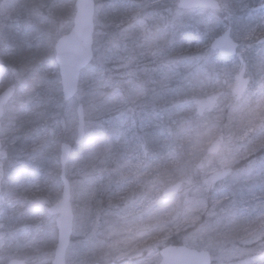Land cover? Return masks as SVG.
I'll return each mask as SVG.
<instances>
[{
    "label": "rangeland",
    "instance_id": "1",
    "mask_svg": "<svg viewBox=\"0 0 264 264\" xmlns=\"http://www.w3.org/2000/svg\"><path fill=\"white\" fill-rule=\"evenodd\" d=\"M139 1L137 0L135 10L121 12L115 10L114 0H103L98 7L97 26L103 28L109 24L123 25L124 17L135 16L141 9ZM221 1L225 2L228 13L226 19L218 18L217 24L221 30L232 24L235 38L244 46L237 59L224 63L216 62L214 65L220 67L223 72L224 84L212 86L215 92L212 90L200 102L201 105L208 107L211 113L204 114L200 119H197L198 115L194 116L196 121L186 122L180 129V136L188 135L192 143L190 144L192 151L188 153L190 160L187 163V171L195 168L203 149L207 150L214 141L220 142L219 150L210 158L209 164L207 162L201 169L204 182L197 190L189 181L175 195L166 197L163 190L167 185L177 181L178 177L183 178L182 171L179 168L176 171L165 169L164 162L148 166L138 159L129 160V165L123 164L118 170L114 169L112 175L102 177L98 189L92 180L93 172H100L94 169L98 155L85 157L83 155L85 149L77 148L67 170L73 178V203L77 213L67 264H156L161 259L159 246L173 238L189 246L214 250L216 252L214 264H264V44L259 46L254 44V39L264 33V0ZM147 3L158 5L163 3L169 10L172 8V12H177L173 8L176 0H147ZM64 4V1L58 3V0H0V23L3 25L10 17L15 18L18 23L22 22L17 27L18 30L25 28L29 32L26 47L31 48V39L39 38V42L43 44L38 47L42 48L43 34L50 31L44 26L48 21H41V17L50 18L53 15L57 18ZM250 5L254 6L256 12L245 17L244 10ZM32 15L39 19V23L27 25ZM203 15L197 13L193 18L198 20ZM57 21H52L51 29L57 25ZM67 23L64 21L62 25ZM102 28L97 31L99 34L97 40L98 42L101 40L103 44L99 45L97 50L96 64L86 70L83 89L77 99L86 105V116L90 118L86 125L89 133L93 132L97 113L103 106L99 104L97 96L90 97V90L84 92V89L87 84L90 88V81L94 79L98 64L110 62L115 64L113 66L115 68L127 69L132 63L126 59L127 56L122 58L118 56L122 50L130 51L128 57L134 55L135 59L146 55L143 50L138 54L137 46L130 47L131 50L120 47L117 51L112 49L114 43L106 47L105 32ZM188 45L194 47L192 53H201L207 49L204 39L193 40L188 42ZM248 52L254 57L250 59ZM8 55L13 56V51ZM50 57L47 55L39 66H32L29 75L32 74L34 77L27 76L28 67L21 65L19 75L21 85L30 82L29 86L37 81V87L22 90L17 97L20 103L24 99H27L25 104L34 103L38 94L45 99L48 98L50 102L52 100L60 102L62 96L54 76L55 65L51 64ZM140 65L145 67L148 63ZM147 70H141L142 77H150ZM129 73L123 74L122 79ZM244 78L247 79V83L243 88L240 83ZM8 80L9 76L6 78L0 67V91ZM171 83V78L165 75L161 87L165 86L166 89ZM140 86L143 88L132 90L139 93V96H132L130 92L126 99L132 98L134 103L141 102L144 105L147 99L144 91L151 86L144 84ZM56 106L58 110L62 108L63 114L67 117L64 124L59 126L60 128L57 127L55 134L46 139L52 124L41 123V131L35 133L36 136L34 134L33 145L25 149L30 153L24 155L35 156L32 151L41 143L47 142L49 145L45 151L37 154L32 160L40 158L49 161L46 164L48 167L53 164L49 158L60 145L61 141H58L60 135L61 138L63 136L66 140L74 141L77 134L76 103H67L65 108L62 104ZM35 112V108L25 112L22 118L14 119L16 122L13 120L12 124H17L19 119L23 121L28 116L32 118ZM56 115L57 113L54 117ZM6 120L11 118L8 119L7 116ZM16 131L11 127L3 128L0 138L7 149H10V143L14 142L15 136L14 138L11 136ZM173 153L174 151H171L169 154ZM9 161L7 160V163ZM241 161L243 164L236 166ZM80 162L84 163V174L77 176L75 168ZM231 166H234L231 174L211 186L210 193H206L207 180L212 174ZM90 169H93L91 173ZM51 183H53L51 179L44 182H40L39 178L23 180L19 193H15L8 200L12 206L11 210L14 213L20 210L27 199L42 207H47L52 201H58L63 193L61 184ZM31 215L28 220L22 216L24 219H19L14 227L9 225L6 234L0 233V264H4L6 258L10 256L25 257L29 264H51L57 242L55 217L45 214L42 210L39 214L37 212ZM19 225H22V228L17 231Z\"/></svg>",
    "mask_w": 264,
    "mask_h": 264
},
{
    "label": "bare ground",
    "instance_id": "2",
    "mask_svg": "<svg viewBox=\"0 0 264 264\" xmlns=\"http://www.w3.org/2000/svg\"><path fill=\"white\" fill-rule=\"evenodd\" d=\"M62 1L65 2V4L62 6V11L65 10L67 13L69 12V16L68 17H63L61 20H58V17L55 18L53 15H51V17L49 18L48 16H46L44 18V16H42L41 18V21L43 20H46L48 21V24L44 25L46 30H52V32H48V33H45L43 34V42H44V46H42V48L38 47V46H41L43 43H40L39 42V38H34V39H31V43H32V46L33 45H36V48L39 49V50H45L47 55H50V60H51V64L55 65L54 66V72H57L59 74V78L56 77V73H54V76L56 77V80L58 79V85L60 87V96H62V98H60V102H54V100H52V102H50V100L47 98L43 99L42 96H39V94L37 95L38 98L35 99L36 102L34 103H31V104H36V105H43V104H50V103H53V108H55L52 112H49V111H46V107H44V111L41 112L40 116L42 117V119L40 118V123L39 125L35 128V130H32L31 131V137L30 139L32 140V145H33V139H34V134L35 133H39L41 131L40 129V124L43 123V124H52L51 127H50V131H49V134L46 135V139H48V137H51L52 135L55 134V131L57 130V127L61 126L62 124H64L65 122V119H67V117L65 116V114H63V109L61 108V110H58L57 106L58 104H62L63 108L66 107V104L67 103H71V102H74L76 103V106H77V109H76V116L78 118V121H77V131L79 130V123H80V116H79V107L80 105H83L84 107V116H85V124H84V127H85V130L88 129V127H86L87 125V121H89V116H86V105L84 102L82 101H77L78 97L80 96L79 94H81V89L78 88V90L76 91V93L74 94L75 96L70 98V99H67L65 98V95H64V92H63V85H62V74H60V64L57 62V59H56V45H57V41L63 37V35H66L68 33H70L72 31V29L74 28V25H75V16L78 12V9H77V1L78 0H58V3H61ZM103 0H95V13H94V23H95V26H94V34H93V40H94V43H93V51H94V57L93 59L86 65V67H84L82 70H81V74H80V82H84V78H85V74H86V70L92 66L93 64H96L95 60H96V55H97V50L99 48V45H102L103 43H101V40L100 42H98L97 40V36L99 34H97V31L100 30V28L102 27H99L97 26V12H98V7L102 4ZM139 8H141L137 14L135 16H138V15H148V14H152L154 12V9L153 7H151L152 5L147 3V0H140L139 2ZM137 4V0H114L113 2V5L115 7V10H121V12H125V11H128V10H135V5ZM69 11H68V9ZM61 11V12H62ZM43 12V11H41ZM60 12V13H61ZM45 13V12H43ZM21 18L23 16H20ZM19 17V18H20ZM18 19V18H17ZM39 19H37L36 17H33L32 15V18H30L28 20V23L27 25H36L37 23H39L38 21ZM55 20H58L57 21V25L53 28L55 31H58V33L56 34L57 36H53L52 33H54L53 29H51V23L52 21H55ZM65 22H68L67 24L65 25H62L63 23ZM10 27H13L18 33H21L22 36H27L29 34L28 30L25 29V28H20L18 30V27L17 25L19 23H22V22H17L15 18H11L10 17ZM61 22V23H60ZM111 25L114 33L113 34H110L109 33V29L108 26L106 25V27H103L102 29L104 30L105 32V36H104V40H105V45L106 47L107 46H110L112 43H114V45L112 46V49H114L115 51H117L118 48L121 47V49H126L128 48L129 50L130 47L132 46H137L139 47V51H138V54L139 52H141L142 50L146 52V55L143 57V58H137L135 59L134 58V55H131L130 57H128L130 55V51H121L120 52V55H118L120 58H122L123 56H127V60H130L132 65H136V66H142L143 65H140L141 63H148V65H150V63L148 62V59L149 57H152V58H155V60H153L155 62V66L156 68L154 69L155 70V73L158 75V74H162L163 72H167L169 73L170 77H171V80H172V83L174 84H183L184 81L182 79H180L179 76H173L171 75V72L169 70V68L172 66L173 63H180V62H187L189 60H191L193 57H197V59H202L204 60V58L208 57L206 54H209L210 53V50L209 48L207 47V49L204 51V52H194V53H191L192 55H188V54H182V56L179 55H176L173 59V62L171 63V57L173 55H171L169 52H165L166 51V48H165V42H166V39H167V31H166V28H158V29H151L149 32H145L142 34V37H141V40L137 39V38H134L133 35L130 33V27H131V24L128 22H124L123 25H118L116 24L114 26V24H109V26ZM36 33V32H35ZM33 33V35L35 34ZM109 37V38H107ZM125 39L127 40V42H125ZM52 43H51V42ZM188 42H192V41H188ZM168 44V43H167ZM165 45V46H164ZM14 44L12 43H9L8 41H4L2 42V44H0V50H4L3 52V55L5 56L4 59H8L7 61L3 59L2 55H0V67L3 69L4 73H5V77L7 78L9 76V80L5 83L4 87L1 89L0 91V94L1 92H3L5 89H7L9 86H11V84H14L15 87H16V91L14 93V95L12 96V99L8 102V104L6 105V110H5V113L4 115L2 116V124H1V127H0V134L3 132V128H7V127H11L12 129L15 128L16 133H14L13 136H11L12 138H14V142L13 143H10V149H7L6 146H5V143L4 141H2V139L0 138V141H2V150H6L7 152H10L11 153V156L10 158H6L7 160H10L8 163L6 161V165H5V176H4V179L2 181V189L0 191V208L3 206V207H6L8 209V212H10L11 214L9 215V219L10 220V223L8 224L7 226V229L6 230H3L2 228H0V233H7V230L9 229V225L10 226H13L14 224H16L18 222L19 219L21 218H27L26 220H28L30 218V216H32L31 214H35L42 210L45 212V214L51 216V217H55V223L57 222V218L60 216V214H53L51 212H49L50 208L54 205L57 204V202L60 200V199H63V196L65 195L64 192H65V182L62 181L61 183V191L63 192L62 193V197L54 202L52 201V203H49V205L46 207V206H40V204L38 203H32V201L30 200V202L26 203V201H24L26 204H23V207L16 211L15 213L11 210L12 209V206H10V203L8 202V200L14 196L15 193H19V188L16 186L14 187L12 185L11 188H9V190L6 189V177H7V171H8V168L12 167L14 168L13 166V162L14 164L16 165H20L21 169L24 171V173L28 172L30 174L33 173V176L31 178H39L40 182H44L46 179H51L52 180V176H57L59 175V173H61L62 171V160H61V153H62V144L63 143H68L71 141V139L69 140H66L63 138H61V135L60 137L58 138V141H61L60 142V145L58 147V149H56L57 151L54 153V155L50 158L49 160L51 159L52 163L51 164V167L49 165H46L47 162L49 161H45L43 159H36V160H32L33 157H36L37 154L39 153H42L45 151V149L47 148V145H49V143L47 142H43L39 145V147L36 148V152L35 151H32L33 155L35 156H25L24 155L26 153H30V151H25L23 150V148H15L16 146V143H17V139H19L20 137V134H21V131L23 129V125L25 123V125H30V124H34V122L30 121L28 122V120H32L31 118H26V119H23L24 120V123H21L20 121H22L21 119H19L17 121V124H12V121L14 119H17V118H22L23 117V114H17L16 112H19L21 113V109H27L28 111L29 110H33L34 106H31L29 107L30 104H25L27 99H24L22 101V103H20V100L17 98L19 96L20 93H22V90H27L26 88L28 87V89H33V87H35L37 85V81L36 82H33V85H29V83H27L26 85H21V83L19 82L20 81V70L19 69V66L17 65L18 63H21V61H24V62H29L30 59L27 58V56H25V54H21V56H18V54L20 53H16L14 51ZM32 46L31 48H26V50L30 51L32 49ZM140 46H143V47H140ZM10 51H13L14 53V57L12 55H8V53ZM47 55H45L41 60H43ZM158 55V56H157ZM39 56V53H37V55H32V57H34V60L36 62H38L40 60V58L38 57ZM31 57V59H32ZM10 58H15V59H18V62L17 63H14L12 61H9ZM54 59V63L52 62ZM125 59V60H126ZM40 60V62H42ZM39 62V63H40ZM157 62V63H156ZM111 65V68L110 70L112 69V71H117L118 73L114 76V77H111L110 75H113V72L109 70V65ZM18 67H17V66ZM115 64L114 63H110V62H107L105 64H101L99 63L98 66H97V69H96V74L94 75V79H92L90 81V93L93 95V97H96L97 96V92H100L99 94H104V92L106 93V89L109 88V87H113V88H123L124 86H126V90L125 89H122L124 91V93H130L132 92L133 89H137L136 86H135V83L133 81H131L130 79V73L127 69H121L120 67L118 68H115L113 67ZM131 66V65H129ZM106 68V69H105ZM129 68V67H128ZM128 76L124 77L122 79V75L123 74H128ZM182 73V72H181ZM110 74V75H109ZM105 75H107L108 77H106ZM11 77V79H10ZM31 77H34V75L31 74ZM181 80V81H180ZM36 84V85H34ZM88 86V84H87ZM37 87V86H36ZM19 89H20V92H19ZM138 90V89H137ZM146 93L147 96L151 95V91H149L148 89L144 91ZM35 93V91L33 92ZM43 93V92H42ZM142 93V92H141ZM140 93V94H141ZM132 94V96H138L139 93H130ZM143 94V93H142ZM128 95V94H127ZM144 95V94H143ZM102 96L98 95L96 98H101ZM64 100L63 101H61ZM77 101V102H76ZM17 104V105H15ZM19 104V105H18ZM25 106V107H23ZM16 108H18L16 110ZM19 108H21L19 110ZM29 108V109H28ZM12 110V111H11ZM100 110V109H99ZM44 112V113H43ZM57 115L54 117V114ZM98 117L96 118L93 126L94 128H98V124H99V121L101 119V114H102V111H99L98 113ZM8 116V119L11 118V120H6V117ZM45 119V120H43ZM57 119V120H56ZM27 120V121H25ZM36 120V119H35ZM15 121V120H14ZM38 121V120H37ZM16 122V121H15ZM57 125V126H56ZM60 128V127H59ZM54 133V134H53ZM36 136V134H35ZM13 148V149H12ZM5 159V160H6ZM32 160V161H30ZM46 162V163H45ZM70 164H67L66 165V168H69ZM40 167H42V169H40ZM119 169V168H118ZM75 170L77 171V173L75 175H80V173H82V165L81 163L75 168ZM53 182V181H52ZM53 183H56V182H53ZM51 183V184H53ZM57 185L59 184V182L56 183ZM8 186V185H7ZM60 186H59V189L60 190ZM16 198V197H15ZM17 199V198H16ZM14 201V200H13ZM8 207H7V206ZM39 207H41V209L39 210ZM29 209V210H28ZM28 210V212H26ZM39 210V211H38ZM19 214H22L21 216ZM28 216H25L27 215ZM23 216V217H22ZM12 217V218H11ZM23 218V219H24ZM73 230L75 229V222L73 221ZM0 225H2L1 221H0ZM22 225H24V222L22 223ZM22 225H19L18 230H21V226ZM3 226V225H2ZM14 227V226H13ZM16 229V228H15ZM58 239L57 238V242L55 244V249L57 248V244H58ZM71 244L72 242H70L69 244V247H71ZM12 258H16V259H25L26 262H28L29 260L26 259L25 257H17V256H10L9 258H6V262L4 264H7L9 262V260H11Z\"/></svg>",
    "mask_w": 264,
    "mask_h": 264
},
{
    "label": "trees",
    "instance_id": "3",
    "mask_svg": "<svg viewBox=\"0 0 264 264\" xmlns=\"http://www.w3.org/2000/svg\"><path fill=\"white\" fill-rule=\"evenodd\" d=\"M151 7H153V9H165L167 6L164 5L163 3H160L159 5H152ZM64 9V8H62ZM68 9V8H67ZM69 11V9H68ZM186 13H190V12H186ZM219 14H222V11L218 12ZM60 16L58 17V20H61L63 17H68L69 16V12L67 13L65 10H63L61 13H59ZM182 18V19H181ZM180 19H177L176 21L174 20H169V23L167 24L166 27V31L167 33V39L165 42V48L166 51L165 52H169L171 55H173L171 58V63L173 62V59L176 55L182 56V54H188V55H192V50H193V46L192 45H188V41L189 39H191V41L193 40H197V39H204V41L206 42V45L208 47V44L214 39V36H216V34L219 33V29L215 28L214 30H212L210 28V19L208 17H205V19H202L201 21H196L194 19H191L190 17H188L187 15H184L183 17H181ZM129 21H127L128 23ZM126 23V21H125ZM130 23V22H129ZM6 24V21H5ZM164 23H162L160 18H156L153 22H151L149 28L147 27V31L149 32L151 29H158L160 28V26H162ZM9 25V23H8ZM53 29V28H52ZM109 29V33L113 34L114 31L110 26H108ZM54 33L53 36H57L56 34L58 33V31H55L53 29ZM50 32H52V30H50ZM141 32V28L139 27L138 30H132V32H130L132 35L134 36H138V34ZM3 36L4 38L9 42L14 44V51L18 54V56H21V54H25V56H27L28 59H30L29 62H24L21 61V63H18L17 65L19 66V69H21V65L23 66H27L28 67V75L27 76H31L29 75L31 71L32 66H39V62L40 60L47 55L46 53V49L45 50H39L36 48V45L32 46V49L30 51L26 50L25 46L27 45V41L28 37L27 36H22L21 33H18L13 27H9V28H4L3 30ZM192 36V37H191ZM109 38V37H107ZM168 43V44H167ZM39 51V52H38ZM4 50H0V55H2L3 59L5 58V56L3 55ZM37 53H39V58L40 60L38 62H36L34 60V57H32V55H37ZM194 53V52H193ZM208 57L204 58V60L202 59H197V57H193L191 60L187 61V62H180V63H173L172 66L169 68L172 77L173 76H179L180 79H182L183 81L185 80L184 78H186V76H184L187 73H191L190 75L187 76H198L200 75V78L202 79V84H205L206 81H210L211 80V76H212V70L210 67V64L208 63L209 60H214L217 58H220V56L213 55L211 52L209 54H206ZM158 56V55H157ZM32 57V59H31ZM148 62L150 63V65L146 66L147 67V71L150 72V77H142L143 72L141 71L143 68H141L142 66H136V65H132L129 66V68H127V70L130 72L131 76H130V80L133 81L134 83H138L141 85V83H145L146 85H150L152 87V85H156L158 86L160 81L159 77H156V73H155V62L153 60H155V58L149 57L147 58ZM4 60H8V59H4ZM9 61H12L14 63L18 62V59H13L10 58ZM42 61V60H41ZM1 62V61H0ZM54 63V59L52 61ZM157 63V62H156ZM109 65V70L111 68V65ZM106 69V68H105ZM112 71V69L110 70ZM113 75H110L111 77H114L118 72L117 71H112ZM182 72V73H181ZM57 75L56 77L59 78V74L57 72H55ZM159 75V74H158ZM106 77H108L107 75H105ZM148 80V81H147ZM174 80V79H172ZM58 83V79L56 80ZM181 81V80H180ZM36 85V84H34ZM179 87V91L175 92L174 90L172 91L170 98H169V107L170 109H168L170 112H172V114H175L176 117L172 118V120L169 119V124L173 125V122L175 120H177V122L182 123V121H184L185 117H189L191 114H194L195 108L192 109V107H190V102L191 100H188V94L187 91L189 88H191L193 85H189L187 81H184L183 84H174L173 86L171 85V89L175 86ZM60 88V87H59ZM126 86H124L123 88H113V87H109L106 89V93L104 92V94H99L100 92H97V96L100 95L102 96L98 101L99 103L103 106L101 111H103V113L101 114V119L99 121L98 124V128H94L95 134H94V144L97 145L98 147L96 148V150L99 151H103L105 152L103 155L108 159L109 162L114 161L115 158V151H116V147H110V141L112 138H116V136H120V140L121 139H126L128 137V134L132 131L133 129V125L131 123L132 120V115L131 112L129 111L131 107H134V104H132L131 106H129V103H122L121 102H117L113 101V99L117 98V96L120 93H124V91L122 89H125ZM90 90V88H85L84 92H86L87 90ZM160 89V87H159ZM126 90V89H125ZM153 89H150V91L152 92ZM82 91V90H81ZM20 92V89H19ZM91 92V91H90ZM91 94V93H90ZM125 94V93H124ZM128 94V93H126ZM92 95V94H91ZM92 98L93 95L91 96ZM119 97V96H118ZM44 99V98H43ZM61 101L64 102V100L61 99ZM193 101V100H192ZM53 103L50 104H43V105H36V104H30L29 107L34 106L32 108H35V115L32 114V118L30 116H28L27 118H31L32 120H28V122L32 121L34 122V124H30V125H25L24 120L20 121L21 123H24L23 125V129L21 131L20 137L19 139H17V143L15 148H23V150H25L27 147H31L32 145V140L30 139L31 137V131L35 130V128L39 125L40 118L42 119V117L40 116L41 112L44 111V107H46V111L52 112L55 108H53ZM44 106V107H42ZM25 107V106H23ZM190 107V108H189ZM101 108V106H100ZM29 109V108H28ZM27 109H21V113L16 112L17 114H24L25 112H27ZM127 113H130L129 115ZM36 119V120H35ZM180 119V120H179ZM184 119V120H182ZM38 120V121H37ZM45 120V119H43ZM27 121V120H25ZM151 136V135H150ZM109 146V147H108ZM123 147H125L123 145ZM13 149V148H12ZM120 151L122 150V148H119ZM93 153L96 152L95 150L92 151ZM183 154H187L189 152V148L188 145L184 146L182 149ZM97 153V152H96ZM95 154V153H94ZM99 160V158L97 159V161ZM13 166L14 168L10 167L8 168V175L6 177V189L9 190V188L12 187V185L14 187H18L20 185V182L23 181V179L26 178L27 173H24V171L21 169L20 165H16L13 162ZM13 175H15V180L12 184V177ZM29 177L33 176V173L30 172ZM55 179V182L57 183L56 180V176H52V179ZM8 185V186H7ZM30 202V200H27L26 203ZM1 203V201H0ZM7 206V205H6ZM8 207V206H7ZM11 213L8 212V209L6 207H1L0 208V217L2 218V225H0V228H2L3 230L7 229L8 224L10 223L9 219V215ZM5 225V226H4ZM171 242H175L178 243L180 241L176 240L175 238L169 240Z\"/></svg>",
    "mask_w": 264,
    "mask_h": 264
},
{
    "label": "water",
    "instance_id": "4",
    "mask_svg": "<svg viewBox=\"0 0 264 264\" xmlns=\"http://www.w3.org/2000/svg\"><path fill=\"white\" fill-rule=\"evenodd\" d=\"M179 6L191 9V7H210L219 9L221 7L218 0H180ZM95 0H78V12L75 16V25L72 31L63 35L56 45V59L60 64V74H62V85L65 98L70 99L74 97L79 88L80 72L86 65L93 59V34H94V13H95ZM232 28L229 27L222 35L214 39L212 47L220 49L223 55H234L240 45L235 41L232 34ZM260 41H264V37ZM244 84V81H243ZM16 91L14 84H11L0 94V127L2 124V116L5 113V108L8 102L12 99ZM84 107H79V133L77 142L83 140L85 134V116L83 114ZM2 141H0V191L2 189V181L5 176V168L3 160L8 156L6 150H2ZM72 144H62V180L65 182V192L63 199L54 206L49 212L53 214H60L57 218V225L59 229V239L57 248L54 254L52 264H67L66 253L72 238L73 231V218L75 213L71 203V185L67 178L66 165L69 162V155L71 152ZM229 170H224L219 173L216 178L224 176ZM180 183L167 188V192H173L178 189ZM163 259L160 264H211V254L208 250L199 251L196 248L189 247L185 244L168 245L161 249ZM7 264H27L25 259L12 258Z\"/></svg>",
    "mask_w": 264,
    "mask_h": 264
}]
</instances>
